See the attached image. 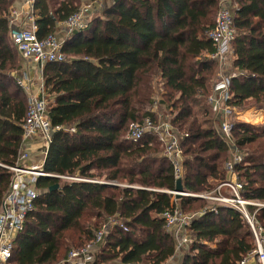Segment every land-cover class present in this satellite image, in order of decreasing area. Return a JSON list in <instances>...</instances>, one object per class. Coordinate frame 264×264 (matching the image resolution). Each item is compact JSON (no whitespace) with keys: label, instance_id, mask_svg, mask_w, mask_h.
I'll return each instance as SVG.
<instances>
[{"label":"trees","instance_id":"trees-1","mask_svg":"<svg viewBox=\"0 0 264 264\" xmlns=\"http://www.w3.org/2000/svg\"><path fill=\"white\" fill-rule=\"evenodd\" d=\"M98 1V0H93ZM221 0H112L101 15L64 45L67 60L44 69L48 112L56 129L42 177L41 194L17 238L8 264H59L89 244L112 218L114 226L97 262L165 264L176 255L162 215L179 207L193 211L205 200L170 194L174 168L156 135L126 138L130 124L156 119L150 111L158 80L170 123L184 153L187 193L216 189L228 178L229 146L218 134L208 98L217 79L209 32ZM15 0H0V164L14 166L23 147L29 97L14 77L21 60L9 12ZM237 36L229 105L264 107V0H232ZM79 0H36L37 36L56 33L58 23L79 10ZM206 105V106H205ZM235 143L244 155L237 167L243 197L264 202V127L235 122ZM12 172L0 166V211ZM59 185V188L51 190ZM264 225V209L258 215ZM194 242L179 264H237L255 247L243 216L230 207L206 214L190 228ZM210 245H214L210 246Z\"/></svg>","mask_w":264,"mask_h":264},{"label":"built area","instance_id":"built-area-1","mask_svg":"<svg viewBox=\"0 0 264 264\" xmlns=\"http://www.w3.org/2000/svg\"><path fill=\"white\" fill-rule=\"evenodd\" d=\"M91 2L90 5L79 8L65 21L57 24L64 35L63 38L51 34L44 39H39L35 18L36 0H19L10 9V25L17 28L12 33V42L23 59L24 66L29 68L27 69L28 74L25 73L19 77L13 75L19 87L28 95L29 101L27 115L23 123V147L16 164L14 166L0 164L12 172L10 189L2 202L0 211V264L9 263L15 242L25 230L27 218L35 209V202L41 194L37 186L38 180L42 177L56 176L46 173L43 168L47 151L56 131L49 118L44 69L48 64L63 63L67 60L63 51L65 42L88 27L93 9L96 12L95 15H101L104 9L103 1L91 0ZM234 7L236 6L232 4V0L220 1L215 26L208 34L214 44L215 52L207 55L217 63L218 67L217 79L207 102L214 114L217 132L229 146V160L225 164L228 178L215 190L217 192L215 196L204 193H184L183 197L208 199L218 202L220 207L237 210L248 223L255 240L254 249L237 264H264V225L258 220L260 211L264 209V202L251 201L243 197L244 184L239 180L236 170L243 163L244 155L236 145L232 133L233 124L236 122L233 117L236 108L229 105L232 97L231 80L242 75L231 67L235 58L232 44L238 33L234 23ZM24 18H27L28 21ZM21 21L23 22L19 24ZM34 71L38 73L37 81H34L31 76ZM128 130L126 137L132 142H139L147 135H156L161 143L164 156L173 165L175 179L182 180L184 153L169 119L163 120L161 116L156 119L147 118L142 123L130 124ZM32 145H37L39 148L33 151ZM37 159H40V162H35ZM29 161L34 163L28 164ZM56 177L70 181H87L78 177ZM224 188L227 191L225 194H221V190ZM169 193L175 196V191ZM219 206L212 207L210 212L217 213ZM205 214L206 210L198 214L185 215L176 206L162 215L165 230L175 239L176 254L186 247L188 249L193 244L194 240L189 235L191 225ZM108 226L111 229L114 226H119L124 231L128 230L120 219L112 218L95 234L89 244L79 249H73L67 258L59 264H108L97 262L100 246L105 245L108 238Z\"/></svg>","mask_w":264,"mask_h":264},{"label":"rangeland","instance_id":"rangeland-1","mask_svg":"<svg viewBox=\"0 0 264 264\" xmlns=\"http://www.w3.org/2000/svg\"><path fill=\"white\" fill-rule=\"evenodd\" d=\"M103 1V3H104V8H105V5L107 4V2H109V1H112V0H102ZM19 2V0H15V3L17 4ZM92 2H91V0H79V4H80V8L81 7H84V6H86V5H90ZM110 3V2H109ZM95 13L96 12H94V9H93V12H92V16L90 17L91 18V20L93 19V17H97L98 15H95ZM216 18H217V14H216V16H215V21L214 22H216ZM25 20H27V18H24ZM28 21V20H27ZM23 21H21V22H19V24L20 23H22ZM215 24V23H214ZM58 38H63V33L61 32V29L59 28V30L57 29L56 30V33H54ZM18 55H19V58H20V60L22 61L21 62V65H20V68H23L24 67V61H23V59L21 58V56H20V54L18 53ZM19 68V69H20ZM19 71V70H18ZM218 74V73H217ZM158 80L156 79V80H154L153 82H152V85H153V88L155 87V96H154V98H153V104H152V107L150 108V111L153 113V114H155V116H156V118L158 117V116H161V118L163 119V120H168V119H170V116H169V110H168V108L166 107V105L164 104V103H166L164 100H165V97H163V92L161 91V87H160V84L157 82ZM206 106V105H205ZM249 108V107H248ZM248 108H245L246 110H248ZM245 109H243V110H245ZM239 113L240 112H234V115H233V117H234V119L236 120V122H243V123H247V122H244V121H238L237 120V115H239ZM214 114H212L211 113V116H213ZM213 118L215 119V117L213 116ZM260 118H261V120H262V118H263V115H262V117L260 116L258 119L260 120ZM254 119H256V118H254ZM234 120V121H235ZM234 123V122H233ZM250 124V123H249ZM234 125V124H233ZM253 125V124H252ZM257 127V126H256ZM129 129V128H128ZM128 131L129 130H127V134H128ZM127 134H126V136H127ZM127 138V137H126ZM36 162H40V159H37L36 160ZM239 178V177H238ZM240 180V179H239ZM66 181H70V180H66ZM218 188V186L216 187V189ZM215 189V190H216ZM215 190H213V191H209V192H203L204 194H210V195H212V196H215L216 194H217V192H215ZM226 189L224 188V189H222L221 190V194H225L226 193ZM203 193H201V194H203ZM205 200V207H203V208H201V209H196V210H193V211H188V212H184L180 207H179V204L177 205V207H178V209H179V211L181 212V213H183V214H185V215H190V214H198V213H200V212H202V211H204V210H207L208 208L209 209H212V207H214V206H216V207H218L219 205V203L218 202H215V201H211V200H208V199H204ZM220 205H223V204H220ZM220 207V206H219ZM189 235H190V238L192 237V235H191V233L189 232ZM192 239L194 240V238L192 237ZM190 245V244H189ZM188 245V246H189ZM210 246H213L214 247V245H210ZM190 247H191V245H190ZM190 247L187 249V247L186 248H184L181 252H177V254H176V256L174 257V258H171L166 264H179L180 263V261H181V259H182V256H183V254H187V253H190ZM108 264H121V262L120 261H115V262H111V263H108ZM142 264H151V263H149V262H145V263H142Z\"/></svg>","mask_w":264,"mask_h":264},{"label":"crops","instance_id":"crops-1","mask_svg":"<svg viewBox=\"0 0 264 264\" xmlns=\"http://www.w3.org/2000/svg\"><path fill=\"white\" fill-rule=\"evenodd\" d=\"M59 30V28L56 26V30ZM235 59V58H234ZM234 59L232 61V65L231 67L233 68V63H234ZM29 69L28 67H23V68H20L18 69L19 71H16L14 73L15 76L19 77V76H23L25 75V73L28 74V70ZM36 71H34L31 76L33 77L34 81H37V75L38 73H35ZM236 111L237 112H240L239 115H237V120L239 121H244V122H247V123H250V124H253L257 127H264V107L263 106H253V107H249L248 110H240V109H237L236 108ZM246 114V115H244ZM263 115V118L259 121H256V119H258L260 116L262 117ZM256 118V119H254ZM34 145V144H33ZM33 151L36 150L37 148H39V146L35 145L33 146ZM36 162V160H35ZM34 163L33 161H29L28 164H32ZM169 261V260H168Z\"/></svg>","mask_w":264,"mask_h":264},{"label":"water","instance_id":"water-1","mask_svg":"<svg viewBox=\"0 0 264 264\" xmlns=\"http://www.w3.org/2000/svg\"><path fill=\"white\" fill-rule=\"evenodd\" d=\"M50 178H57L56 176H51ZM59 188V185H56L54 187L51 188V190H54V189H57ZM184 193H187L184 188H183V185H182V180H178L177 181V187H176V190H175V196L177 199H180L181 197L184 196ZM111 231V228L108 226L107 227V232H110Z\"/></svg>","mask_w":264,"mask_h":264},{"label":"bare ground","instance_id":"bare-ground-1","mask_svg":"<svg viewBox=\"0 0 264 264\" xmlns=\"http://www.w3.org/2000/svg\"><path fill=\"white\" fill-rule=\"evenodd\" d=\"M244 115H246V114H244ZM256 121H259V119H256Z\"/></svg>","mask_w":264,"mask_h":264}]
</instances>
